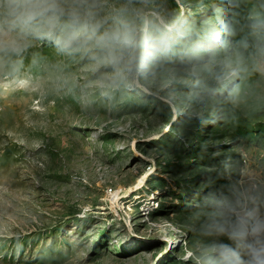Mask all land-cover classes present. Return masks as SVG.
I'll return each instance as SVG.
<instances>
[{
  "label": "rangeland",
  "instance_id": "1",
  "mask_svg": "<svg viewBox=\"0 0 264 264\" xmlns=\"http://www.w3.org/2000/svg\"><path fill=\"white\" fill-rule=\"evenodd\" d=\"M157 2L199 25L258 0ZM86 63L38 40L0 73V264H199L211 210L264 213V105L161 73L102 90Z\"/></svg>",
  "mask_w": 264,
  "mask_h": 264
},
{
  "label": "clouds",
  "instance_id": "2",
  "mask_svg": "<svg viewBox=\"0 0 264 264\" xmlns=\"http://www.w3.org/2000/svg\"><path fill=\"white\" fill-rule=\"evenodd\" d=\"M241 2L226 0L237 10ZM38 40L86 60L102 90L161 73L200 103L220 97L232 108L264 105V0L230 20L217 8L199 25L163 11L157 0H0V73ZM204 233L215 239L202 247L199 264H264L258 207L226 202L211 210Z\"/></svg>",
  "mask_w": 264,
  "mask_h": 264
}]
</instances>
